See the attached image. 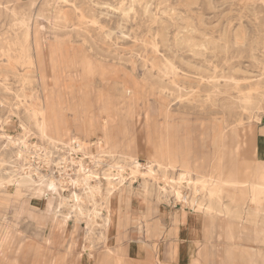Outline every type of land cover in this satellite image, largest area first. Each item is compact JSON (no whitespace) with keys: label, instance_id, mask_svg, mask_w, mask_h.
I'll return each mask as SVG.
<instances>
[{"label":"rangeland","instance_id":"obj_1","mask_svg":"<svg viewBox=\"0 0 264 264\" xmlns=\"http://www.w3.org/2000/svg\"><path fill=\"white\" fill-rule=\"evenodd\" d=\"M108 113L141 163L158 145L184 147L264 183V160L247 149L250 126L264 130V0H0V264H264V189L229 188L242 196L238 219L198 215L190 227V208L170 197L140 226L134 214L99 226L62 160L80 157L62 142L86 141L84 165L102 176L110 160L90 154L95 115ZM97 202L103 214L115 204Z\"/></svg>","mask_w":264,"mask_h":264},{"label":"bare ground","instance_id":"obj_2","mask_svg":"<svg viewBox=\"0 0 264 264\" xmlns=\"http://www.w3.org/2000/svg\"><path fill=\"white\" fill-rule=\"evenodd\" d=\"M21 24H23L22 21ZM28 36L29 33L27 29L25 34L21 37L25 43L28 41ZM15 38L16 40L18 39V37ZM101 109L108 111V108L104 104ZM38 114L42 118L41 129L44 131L46 108L43 104L38 108ZM113 116V114L111 115L109 113L105 118L95 115L96 121L102 126V132L96 144L97 154L91 153L90 155L91 158H97L101 161H103L102 159L106 160V158L110 160L102 176L98 175L94 169L86 168L84 165L83 158L81 157L87 155L86 141L78 137H73L68 140H63L62 142L68 151H73L76 153L77 157H80L78 160L62 157L64 163L69 160L71 166L76 165L77 167L76 169L72 168L75 179H71L70 181L75 184H80L84 188L85 197L90 204L89 216L94 219L96 217L100 218L101 222L99 226L105 227V230H108L114 223L120 226V219L129 217L128 213H126L127 205L134 196L140 197L142 201L146 202V206L151 207L153 212L155 211V207L151 204L157 205L160 200H169L170 197H173L176 202H180L182 208L188 206L192 213L200 211L205 216L213 215L220 218L238 219L240 215L239 200L242 196L238 194H229V188L245 190L251 187L252 190L256 192L264 189V183L240 182L237 179V174L221 170L220 164L216 161L215 157L212 163L211 157L206 154L191 159L189 157L190 153L183 149L184 147L181 150L174 151L165 148L163 145H158L153 151L152 156L146 159L145 163H141L130 150L127 144L128 142H123L125 135L124 131L120 133L122 135V140L117 136H112L109 132V125ZM65 135V133H62V136ZM161 142L163 144L164 140H161ZM24 143L25 142L22 144ZM217 160L220 161V157L217 158ZM126 169L129 170L128 173H124ZM136 178H140L141 182L139 184L143 191H133L132 184ZM92 181H96V184L92 185ZM126 181L127 184H125ZM160 181L166 184L167 187H165V185L161 187L159 185ZM49 182L51 186H56L53 179ZM101 182L105 183L104 189L100 185ZM60 184L62 187L63 182L59 181V185ZM75 196L77 198L75 200L79 201V197L77 195ZM98 196L105 198L106 202L108 200L110 204L114 197L115 204H112L110 207L107 206L106 214H103L98 207ZM123 198L126 199L124 201V206L121 203ZM71 199L74 200V197H71ZM257 199L258 196L253 194L251 200L255 203ZM71 208L78 214L83 211L78 202L72 205ZM135 213L138 217L137 220H139L140 226L146 220L144 210H139ZM173 221L176 225L178 222L177 215L174 216L173 214Z\"/></svg>","mask_w":264,"mask_h":264},{"label":"crops","instance_id":"obj_3","mask_svg":"<svg viewBox=\"0 0 264 264\" xmlns=\"http://www.w3.org/2000/svg\"><path fill=\"white\" fill-rule=\"evenodd\" d=\"M247 140H248L247 149H248L251 157H253L254 159L258 158V159L264 160V130H261V126H256V127L250 126L249 133L247 134ZM237 179L240 182H253V181H251V179L248 176H246L244 174H242V175L237 174ZM130 203L131 204L128 205L126 213H128V215L129 214L136 215L134 210L133 211L131 210L130 207L132 206V202H130ZM150 214H153L152 208L146 207V209L144 210L145 217L147 218L148 215H150ZM176 215L177 214H174V216H176ZM197 216L199 218L202 217V219H201L202 221L200 222V224H203L206 222L205 215H203L200 211H196V213L190 212V217H191V221L189 222L190 227H192V225L197 224L196 219H195V218H197ZM177 218H178L177 223H181L182 222L181 215H177ZM193 219H194V221H193ZM177 223H176V225H177ZM185 223H187V222H185Z\"/></svg>","mask_w":264,"mask_h":264}]
</instances>
